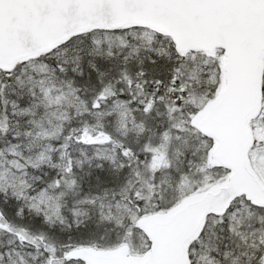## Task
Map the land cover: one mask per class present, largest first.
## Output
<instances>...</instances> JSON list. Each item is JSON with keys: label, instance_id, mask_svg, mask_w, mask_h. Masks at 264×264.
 <instances>
[{"label": "snow or ice", "instance_id": "1", "mask_svg": "<svg viewBox=\"0 0 264 264\" xmlns=\"http://www.w3.org/2000/svg\"><path fill=\"white\" fill-rule=\"evenodd\" d=\"M0 264H264V0H0Z\"/></svg>", "mask_w": 264, "mask_h": 264}]
</instances>
